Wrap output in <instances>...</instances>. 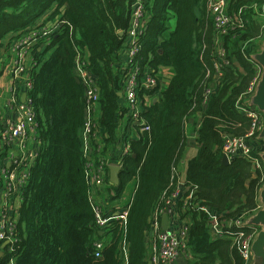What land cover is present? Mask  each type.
Masks as SVG:
<instances>
[{
	"label": "trees",
	"instance_id": "16d2710c",
	"mask_svg": "<svg viewBox=\"0 0 264 264\" xmlns=\"http://www.w3.org/2000/svg\"><path fill=\"white\" fill-rule=\"evenodd\" d=\"M227 1L234 24L217 36L207 0H152L137 59L154 74L170 68L173 76L157 101L144 110L150 130L130 143L131 153L122 162L117 186H112V198L118 199L135 181L126 223L123 227L114 223L110 240L96 258L93 243L99 236L88 201L81 136L84 90L77 82L74 61L77 49L97 80V126L103 130L104 145H112L122 113L117 90L124 73L120 65L125 36L119 32L129 26L132 0H0V44L9 34L16 39L47 22H64L31 47L37 66L30 70L29 96L39 149L21 194L16 241L11 251L5 248L0 264H124L123 247L126 264H146L149 218L174 190L186 146L185 122L198 113L197 153L188 160L185 173L186 203H177L179 218H190L192 260L187 264H242L236 240L255 229L229 228L227 222L257 209L264 176L240 157L223 165L221 150L225 135L244 138L251 128L236 106L244 103L258 75L250 55L251 44L263 35L264 20L256 10L264 0ZM49 11L51 15L43 19ZM172 19L175 25L169 31ZM215 64L221 66L220 75ZM256 140L246 142L251 146ZM5 156L6 150L1 151L0 161ZM201 208L217 214L221 237L210 234L211 220Z\"/></svg>",
	"mask_w": 264,
	"mask_h": 264
},
{
	"label": "built area",
	"instance_id": "2783aa9c",
	"mask_svg": "<svg viewBox=\"0 0 264 264\" xmlns=\"http://www.w3.org/2000/svg\"><path fill=\"white\" fill-rule=\"evenodd\" d=\"M152 0H132L130 5L129 26L124 32H119L125 36L124 49L122 50V66L124 71L117 94H120L121 115L124 120L125 131L121 137L120 148L116 151L113 162H109L105 154L103 143V130L97 126L99 88L96 78L86 68L85 58L76 49L74 67L76 76L84 90V124L82 129L83 155L86 158L84 169L85 179L89 186L88 201L94 214L95 228L100 236L93 243V255L100 257L101 251L105 248L111 237V229L114 223L123 227L126 223L129 203L119 208L105 207L101 200V195L105 194L108 187L106 168L110 165L122 167L124 158L130 155V143L141 138L149 132L150 127L143 116L144 110L150 103L157 101L161 92L157 73L148 65L141 66L137 56L141 49L140 37L148 24V8ZM227 0H207V10L211 17L213 27L217 36L225 34L234 22L227 13ZM260 16L264 20V3L258 7ZM61 19L54 24L36 27L29 33L18 35L16 45L13 46L12 64L7 70V75L19 80L21 89L18 91L14 87L8 88L7 105L14 113L13 119L0 121L2 129L0 132V152L6 150L9 167L0 170V247L6 243V247L11 251V245L16 241L15 226L18 215L10 204V199L21 198L23 188L27 184L30 175L32 161L35 160L39 149V134L37 129L36 114L31 104L29 92L32 89L30 70L37 64L32 58V49L38 40L46 39L53 33L60 24ZM264 37V23L262 25ZM125 54V55H124ZM217 54L223 57V50L217 49ZM27 56H30L28 64ZM227 63V62H226ZM225 63V64H226ZM219 64H215V69L220 75ZM259 69V67L257 66ZM160 70V69H159ZM260 72V69H259ZM260 76V75H259ZM256 76L243 97V104H237V110L251 121V128L244 138L227 134L223 137L221 158L225 157L228 164L237 157L248 161L253 171L261 172V163L246 139H258L263 126V117L258 110L248 105L249 99L255 92L259 80ZM209 91H207V94ZM25 99L23 100V96ZM186 126V122H185ZM177 172V169H176ZM177 182L172 193L167 196L162 207L154 211L149 218V225L145 237V263L146 264H175L176 260H182L184 264L192 260L191 246L188 239L189 217L179 218L177 229H162L161 217L170 213L172 200L184 201L186 198L180 197ZM206 212L211 220L210 234L215 238L221 237L222 228L215 213L201 208ZM178 213V212H177ZM247 217H238L227 222L229 228H241ZM255 229V228H254ZM256 233L236 240L242 264H251V245ZM242 234H240V237ZM235 240V239H234ZM235 242V241H234ZM5 250V249H4ZM3 250V251H4ZM123 262L126 264V249L123 247Z\"/></svg>",
	"mask_w": 264,
	"mask_h": 264
},
{
	"label": "crops",
	"instance_id": "0c3cea01",
	"mask_svg": "<svg viewBox=\"0 0 264 264\" xmlns=\"http://www.w3.org/2000/svg\"><path fill=\"white\" fill-rule=\"evenodd\" d=\"M50 12L51 11L47 12L46 15H44L42 18L47 19L49 17V14L51 15ZM55 16L53 18L54 20L57 18V16L56 17ZM51 18H52V16H50V19ZM51 23H52V21L47 22L46 24L51 25ZM169 23L171 26L169 31H171V29H173V27L175 25V20L172 19L169 21ZM14 38L15 37H13V35L9 34L2 40V42L0 44V121L2 123L4 121L6 122L7 120L13 119L15 117L14 113L10 111V109L8 108V105H7L8 88L14 87L18 91L21 89V84H20L19 80L13 79L12 77L7 75V70L11 66L12 60H13L14 50L12 47L16 45L15 40L17 41V39H18V38H16V39H14ZM262 42H263V38L254 42L253 44H251V46L253 47V53L252 54L260 51ZM41 46H42V44H41ZM120 66H122V64ZM256 68H257V65H256ZM259 69H258V75L257 76L260 75ZM172 76H173V71L170 68H161L159 70V72L157 74V78L159 80V87H160L161 91L165 89V87L169 83V80L171 79ZM250 99L248 102L249 106H250ZM256 110H258V109H256ZM260 114L263 117V125H264V115L262 112H260ZM200 118H201V114L198 113L194 116H190L188 118V120L186 121V126H185L186 146H185L182 157H181L179 163L177 164V168H176L177 174H178V180H179L177 187H178L179 192H180V197H183V195L187 189L184 186L187 162L192 157H194L197 153L196 129L199 126ZM124 131H125L124 120H123L122 115H120L118 117V121H117L116 140L112 145H109V146L106 145L105 146V154L107 155L106 158L108 159L109 162H113L115 160V159L113 160V158L116 154V151L120 148L121 137L123 136ZM251 146H253L254 152L257 154L255 156L258 157V159L261 163V171L263 172V176H264L263 160L260 156L261 153H263V151H264V144L262 141L257 139L254 143L251 144ZM8 161H9L8 156L7 157L5 156L0 161V170L3 167H6V168L9 167ZM106 172H107L106 174H107V180H108V187H106V189H105L106 195L105 194L101 195V200L103 201L104 206L105 207L119 208L123 205L128 204L133 197V192L135 189V181L130 182L125 187L124 192L122 193V196H120V198L113 199L112 197L114 196V192H113L112 186H114V185L109 180V174H110L109 173V167L106 168ZM263 182H264V179H263ZM1 200H2V194L0 192V201ZM10 204L14 208V210L16 211V213L18 215V210H19V207L21 205V198L20 199L19 198L10 199ZM256 205L258 206L257 209L260 210L261 209V200H260L259 196L256 197ZM167 216H168V227H169V229H172V230L177 229V227L179 225V218H178V213H177V200L171 201L170 213ZM247 218H249V215L247 216ZM248 227L255 228L256 233L258 232V228L254 227V226H248ZM98 236H100L99 231H98ZM3 250H2V254L4 252ZM252 260H253V258H252ZM175 264H184V262L179 259V260H176Z\"/></svg>",
	"mask_w": 264,
	"mask_h": 264
},
{
	"label": "water",
	"instance_id": "95a60500",
	"mask_svg": "<svg viewBox=\"0 0 264 264\" xmlns=\"http://www.w3.org/2000/svg\"><path fill=\"white\" fill-rule=\"evenodd\" d=\"M251 61L256 64L260 68V76L258 83L255 88V92L250 99V107H256L260 112L264 115V37L263 42L261 44L260 51L250 55ZM77 82L79 80L77 78ZM120 97V94H118ZM25 99V95L23 96V100ZM258 139L264 144V125L259 133ZM261 158L264 161V151L261 153ZM33 162V161H32ZM221 163L223 165H227V159L225 157L221 158ZM119 168L117 166H109V180L110 182L116 186L118 184V172ZM260 200H261V209L255 217L247 218L244 221V226H254L259 229V225L262 224L263 228L261 231L255 234L254 239L252 241L251 250L253 254V260L251 264H264V185L262 190L259 192ZM208 210V209H207ZM253 224V225H251ZM161 226L162 229H167L168 227V216L166 214L161 217ZM6 247V243H3L0 247V256L2 255V250Z\"/></svg>",
	"mask_w": 264,
	"mask_h": 264
},
{
	"label": "rangeland",
	"instance_id": "374dc122",
	"mask_svg": "<svg viewBox=\"0 0 264 264\" xmlns=\"http://www.w3.org/2000/svg\"><path fill=\"white\" fill-rule=\"evenodd\" d=\"M49 53H50V50L48 52H46L45 56H47ZM30 59H31V57L30 56H27L28 64H30V62H31ZM255 109H257V108L255 107ZM263 167H264V161H263ZM263 185H264V182H262L261 186L259 187L258 192H257V196H259V192L262 190ZM259 211L260 210L256 209L255 211H253L252 213H250L249 219L252 218V217H255L258 214ZM251 225H253V224H251ZM258 227H259V229H258V232H259V231L262 230L263 226H262V224H260Z\"/></svg>",
	"mask_w": 264,
	"mask_h": 264
}]
</instances>
